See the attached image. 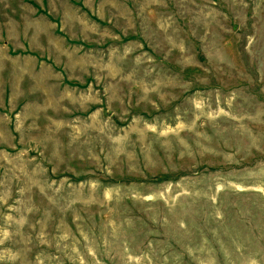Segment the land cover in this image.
<instances>
[{
	"label": "rangeland",
	"instance_id": "374dc122",
	"mask_svg": "<svg viewBox=\"0 0 264 264\" xmlns=\"http://www.w3.org/2000/svg\"><path fill=\"white\" fill-rule=\"evenodd\" d=\"M0 264H264V0H0Z\"/></svg>",
	"mask_w": 264,
	"mask_h": 264
}]
</instances>
